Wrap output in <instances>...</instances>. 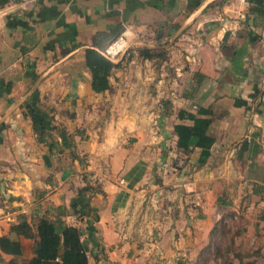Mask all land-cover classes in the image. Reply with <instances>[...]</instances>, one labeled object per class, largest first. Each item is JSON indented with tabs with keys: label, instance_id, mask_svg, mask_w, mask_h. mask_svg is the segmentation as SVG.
Wrapping results in <instances>:
<instances>
[{
	"label": "crops",
	"instance_id": "obj_1",
	"mask_svg": "<svg viewBox=\"0 0 264 264\" xmlns=\"http://www.w3.org/2000/svg\"><path fill=\"white\" fill-rule=\"evenodd\" d=\"M23 1L0 4V235L22 221L35 232L45 214L56 232L79 228L87 264H144L133 226L146 190L160 194L150 229L163 250L227 211L264 218V1ZM124 26L129 43L164 52L123 50L94 91L85 49L104 50ZM176 122L192 128L186 153ZM86 180L100 190L76 194ZM9 234L16 261L33 255V236Z\"/></svg>",
	"mask_w": 264,
	"mask_h": 264
},
{
	"label": "trees",
	"instance_id": "obj_2",
	"mask_svg": "<svg viewBox=\"0 0 264 264\" xmlns=\"http://www.w3.org/2000/svg\"><path fill=\"white\" fill-rule=\"evenodd\" d=\"M11 0H0V4L10 2ZM250 4V10L255 6H251V3L259 2L262 4L264 0H245ZM257 7V6H256ZM133 51H136L143 57H151L156 55L162 56L164 50L160 46L157 49L147 47L146 45H132L127 48L124 56L129 58L133 55ZM84 63L89 68L91 73V87L94 91H102L109 87L108 76L111 73L113 67L118 66L121 61H114L108 57L103 50H99L93 47H87L84 52ZM182 111L178 110V116H181ZM32 129L35 133L38 141H43L48 135L49 128L37 121H32ZM191 126L182 122H176L173 124V133L175 135V146L182 152L188 151V140L191 135ZM59 135L62 140H66L70 144V137L63 131H59ZM87 172H82V176H86ZM100 190L98 187L93 186L88 180L79 187L76 194L82 191ZM217 203H226L220 197L217 198ZM85 212L88 211L89 206L87 201L84 203ZM56 212L62 211L61 206H55ZM264 212V210H263ZM231 214V213H229ZM218 220L215 221L209 233L212 236L210 243L203 247L205 254L207 252L212 253V259L214 264H264V261H257L256 258H248L246 252H240L234 250L228 243L220 245L218 241L214 239V236L221 231L217 229ZM35 232H30V225L22 221L18 224L10 225L9 232L15 234L22 233L26 236H33L35 238V246L33 255L28 258H23L20 261L15 260V256L21 253V246L18 239L12 237L9 232L7 234L0 235V251L11 254L6 264H87V252L80 238L79 228L75 225L69 224L64 226L60 232H56L53 227V219L47 215H41L35 222ZM0 260L2 257L0 255ZM196 264H209L206 258H203Z\"/></svg>",
	"mask_w": 264,
	"mask_h": 264
},
{
	"label": "rangeland",
	"instance_id": "obj_3",
	"mask_svg": "<svg viewBox=\"0 0 264 264\" xmlns=\"http://www.w3.org/2000/svg\"><path fill=\"white\" fill-rule=\"evenodd\" d=\"M132 45L134 46V44L128 43L124 52ZM178 162L182 163V160H178ZM144 188L145 190L147 189L146 186ZM161 192H164V189ZM188 192H192V190ZM159 195L152 192V190L143 192L142 197L145 199L138 208L139 214L135 219V226H133L135 236L138 237L141 243L145 242L148 245V249H143L148 255V261L144 264H196L203 258H206L209 264H214L212 253L207 252L205 254L203 251V247H205L208 242L210 243L212 238L209 230L204 233L203 231L202 233H200V231L196 232V230L187 233L186 240L183 236L184 240L180 243L176 241V247L170 248V250H163L157 248V245H154L155 241L158 240L157 237L159 233L152 231L150 226L156 218L154 212L158 213L163 210L158 203ZM188 205L189 209L193 210L197 202L189 201ZM245 213L247 215L242 214L240 210L225 212L224 215L218 219L217 223V226H221L220 228L217 227V229L221 231L222 234L219 232L214 236V239L218 241L220 245L229 243L234 250L246 252L248 258H256L257 261H264V218L257 216V212L255 211H250L249 214L248 212ZM257 219H261V222L257 221ZM148 243L154 244L151 246V244L149 245Z\"/></svg>",
	"mask_w": 264,
	"mask_h": 264
},
{
	"label": "built area",
	"instance_id": "obj_4",
	"mask_svg": "<svg viewBox=\"0 0 264 264\" xmlns=\"http://www.w3.org/2000/svg\"><path fill=\"white\" fill-rule=\"evenodd\" d=\"M12 2L15 0H11ZM241 3L246 2L245 0H240ZM24 5L28 8L32 7L34 4L33 0H24ZM132 37V30L129 26H124L122 31L104 48L103 52L110 58L116 57L119 53H121L129 40Z\"/></svg>",
	"mask_w": 264,
	"mask_h": 264
}]
</instances>
